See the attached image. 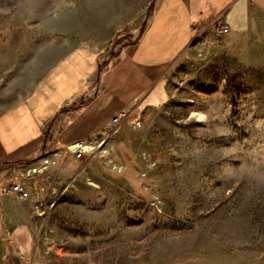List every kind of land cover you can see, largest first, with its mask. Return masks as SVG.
<instances>
[{"label":"rangeland","instance_id":"rangeland-1","mask_svg":"<svg viewBox=\"0 0 264 264\" xmlns=\"http://www.w3.org/2000/svg\"><path fill=\"white\" fill-rule=\"evenodd\" d=\"M152 2L0 0V113L68 53L134 42ZM219 20L193 28L74 177L14 170L29 198L9 193L25 221H0V264H264V40L232 49Z\"/></svg>","mask_w":264,"mask_h":264},{"label":"crops","instance_id":"crops-1","mask_svg":"<svg viewBox=\"0 0 264 264\" xmlns=\"http://www.w3.org/2000/svg\"><path fill=\"white\" fill-rule=\"evenodd\" d=\"M251 10L259 16L252 17ZM216 17L227 33L217 28L215 35L232 49L237 41L246 46L257 30L264 40V0H153L134 42L108 56L74 50L53 64L21 103L0 113V168H8L0 170V192L14 170L34 162L43 149L50 154L40 175L74 177L82 162L66 147L97 145L108 133L104 126L127 114L183 52L193 28H210ZM15 204L12 195L0 193L7 232H22L25 215L13 210Z\"/></svg>","mask_w":264,"mask_h":264},{"label":"built area","instance_id":"built-area-1","mask_svg":"<svg viewBox=\"0 0 264 264\" xmlns=\"http://www.w3.org/2000/svg\"><path fill=\"white\" fill-rule=\"evenodd\" d=\"M197 30H194L193 33H197ZM227 33V27L224 25H220L218 27V34L225 35ZM208 44V42H205ZM120 116H114L103 128L105 132H109L112 128H114L118 121ZM138 126V124H136ZM80 144H74L71 146L66 147V151L70 153L71 155H74L78 157L80 155L78 148H75ZM70 147H74L73 150H70ZM49 151L47 149H43L41 153L38 154L37 159L34 162H28L24 164L21 168H17L18 177L27 179V178H33L34 176L40 174L42 172L43 168L45 167L47 163V156L49 155ZM34 163V164H33ZM36 164V165H35ZM3 194H14L19 200H27L29 198V195L27 193V190L24 185L20 183H16L15 181H9L8 185L4 186L1 190ZM36 195L35 198H38V193H34Z\"/></svg>","mask_w":264,"mask_h":264},{"label":"bare ground","instance_id":"bare-ground-1","mask_svg":"<svg viewBox=\"0 0 264 264\" xmlns=\"http://www.w3.org/2000/svg\"><path fill=\"white\" fill-rule=\"evenodd\" d=\"M121 116V115H119ZM202 116H199V121L202 120ZM74 147H70V150H73ZM75 148H78L80 154H90L92 151L96 148L94 145H87V144H80L76 146Z\"/></svg>","mask_w":264,"mask_h":264}]
</instances>
